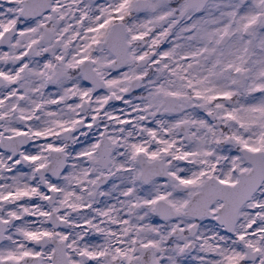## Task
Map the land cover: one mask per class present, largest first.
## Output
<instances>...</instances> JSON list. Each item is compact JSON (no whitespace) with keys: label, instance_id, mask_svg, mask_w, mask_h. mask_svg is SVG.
Segmentation results:
<instances>
[{"label":"snow or ice","instance_id":"obj_1","mask_svg":"<svg viewBox=\"0 0 264 264\" xmlns=\"http://www.w3.org/2000/svg\"><path fill=\"white\" fill-rule=\"evenodd\" d=\"M0 264H264V0H0Z\"/></svg>","mask_w":264,"mask_h":264}]
</instances>
